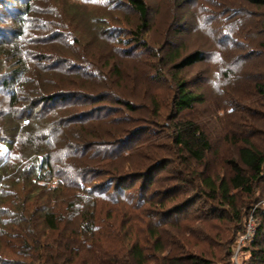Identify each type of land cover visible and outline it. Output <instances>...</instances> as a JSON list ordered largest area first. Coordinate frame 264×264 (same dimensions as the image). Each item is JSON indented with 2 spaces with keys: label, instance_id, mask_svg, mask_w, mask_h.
Segmentation results:
<instances>
[{
  "label": "rangeland",
  "instance_id": "rangeland-1",
  "mask_svg": "<svg viewBox=\"0 0 264 264\" xmlns=\"http://www.w3.org/2000/svg\"><path fill=\"white\" fill-rule=\"evenodd\" d=\"M142 1L148 27L136 33L138 16L127 0H0V83L15 77L27 88L17 93V124L25 115L31 130L50 142L39 144L62 179L71 174L103 184L127 176L119 181L117 199L134 204L142 198L149 219H137L122 233L139 236L141 247L148 226L173 240L178 230L206 228L202 216L220 225L230 221L234 229L232 211L202 185L208 178L229 183L232 164L248 184V190H229L236 210L264 196V176L252 179L241 159L243 149L264 154V6L242 0ZM195 51L203 54L201 62L174 67ZM18 60L24 64L20 76L12 73L22 67ZM81 67L89 76L76 74L84 72ZM178 81L202 102L175 115ZM59 92L65 96L30 108V99ZM8 94L0 84V111ZM52 122L62 123L54 136L46 131ZM179 122L193 124L208 141L201 161L176 145ZM83 134L90 136L77 144L92 146H76ZM107 188L112 192L113 185ZM214 251L225 258L219 247ZM230 258L231 264H264V225L254 244L234 241Z\"/></svg>",
  "mask_w": 264,
  "mask_h": 264
},
{
  "label": "trees",
  "instance_id": "trees-1",
  "mask_svg": "<svg viewBox=\"0 0 264 264\" xmlns=\"http://www.w3.org/2000/svg\"><path fill=\"white\" fill-rule=\"evenodd\" d=\"M242 1L264 6V0ZM127 3L138 16L136 33L145 31L148 27L146 5L142 0H127ZM203 59V54L195 51L180 58L174 67L183 69ZM18 61L22 67L12 70L16 76H20L24 68L23 62ZM81 68L84 72L76 74L89 76L87 70ZM14 82L17 83L16 78L10 77L0 83L2 92L9 93L7 106L0 111V264H124L120 258L127 260L128 264H147L150 260L153 264H231V246L244 233L250 215L255 221V230L247 242L248 245L256 242L264 225V208L259 204L264 196L247 203L242 210H236V198L229 194V190H248V184L247 179L241 176L240 168L232 164L234 177L229 183L223 180L215 183L208 178L202 180V185L209 190L211 199L220 195L222 203L232 211L230 219L237 223L234 229L230 221L220 225L214 219L202 216L200 223L206 228L198 224L197 227L178 230V238L173 240L171 234L151 229L146 223L147 236L143 240L145 245L141 247L139 236L122 233L124 229H131L137 219H149L142 208L146 203L142 198L134 204H125L117 199L116 193L121 189L119 181L127 176L112 177L103 184H90V181L82 177L73 178L71 174H68V180L60 178L61 170H55L50 155L43 149V145L50 142L45 138L41 140L40 134L31 130V121L25 119V115H20V123L15 120L18 113L14 106L20 100L17 93L22 94L27 88L23 83L14 86ZM64 96L63 92L36 96V99H30V108ZM201 102V97L190 92L183 82L176 83L172 102L175 115ZM61 124L52 122L46 131L54 136ZM21 130L25 134H20ZM175 131L176 145L185 146L195 159L201 161L209 143L198 128L189 122H179ZM135 133L130 132L126 140ZM88 136L83 134L77 138L76 146H92L83 145ZM81 138L84 142L77 144ZM241 159L252 172V179L260 174L264 176V154L243 149ZM111 184L114 191L109 192L107 187ZM103 198L106 204L98 202ZM103 207L107 209L105 214L102 213ZM159 207H165L163 200ZM109 241L114 243L106 244ZM214 247L224 251L225 258H219ZM251 253L254 254V250Z\"/></svg>",
  "mask_w": 264,
  "mask_h": 264
},
{
  "label": "built area",
  "instance_id": "built-area-1",
  "mask_svg": "<svg viewBox=\"0 0 264 264\" xmlns=\"http://www.w3.org/2000/svg\"><path fill=\"white\" fill-rule=\"evenodd\" d=\"M261 204V206L264 208V199L259 203ZM255 227L253 225V217L252 215H250L247 224L245 226V231L242 235L239 236V238L236 240L238 242L239 245H243V243H245L246 241H248L253 233H254ZM236 264V263H233Z\"/></svg>",
  "mask_w": 264,
  "mask_h": 264
}]
</instances>
